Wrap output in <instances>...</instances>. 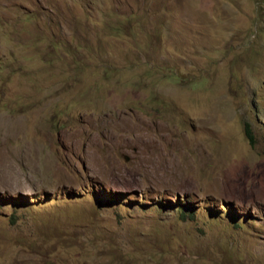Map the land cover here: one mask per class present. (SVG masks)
Here are the masks:
<instances>
[{
    "label": "rangeland",
    "instance_id": "1",
    "mask_svg": "<svg viewBox=\"0 0 264 264\" xmlns=\"http://www.w3.org/2000/svg\"><path fill=\"white\" fill-rule=\"evenodd\" d=\"M0 264H264V0H0Z\"/></svg>",
    "mask_w": 264,
    "mask_h": 264
},
{
    "label": "trees",
    "instance_id": "2",
    "mask_svg": "<svg viewBox=\"0 0 264 264\" xmlns=\"http://www.w3.org/2000/svg\"><path fill=\"white\" fill-rule=\"evenodd\" d=\"M247 136H248L249 138H252L251 133H250L249 131L247 132ZM188 211L192 212V209H191L190 205L184 206V207L181 209L182 215L187 214ZM190 215H191V214H190ZM192 215H193V214H192Z\"/></svg>",
    "mask_w": 264,
    "mask_h": 264
}]
</instances>
